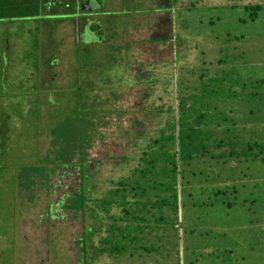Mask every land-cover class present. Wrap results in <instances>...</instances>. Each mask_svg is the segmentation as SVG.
I'll list each match as a JSON object with an SVG mask.
<instances>
[{"label":"rangeland","instance_id":"rangeland-1","mask_svg":"<svg viewBox=\"0 0 264 264\" xmlns=\"http://www.w3.org/2000/svg\"><path fill=\"white\" fill-rule=\"evenodd\" d=\"M106 4L0 18V264H264V0H170L160 41L147 0ZM77 109L85 170L63 162ZM148 148L107 210L72 205L83 173L108 197Z\"/></svg>","mask_w":264,"mask_h":264},{"label":"trees","instance_id":"trees-1","mask_svg":"<svg viewBox=\"0 0 264 264\" xmlns=\"http://www.w3.org/2000/svg\"><path fill=\"white\" fill-rule=\"evenodd\" d=\"M40 2H41V0H0V18L37 16L38 14H40ZM247 5H251L253 8H257L261 4H259V3H254V4L248 3ZM247 5H245V6H247ZM255 11L256 10H252V11H250V13L255 12ZM76 108H77V106H76ZM78 108H79V106H78ZM77 110H78V112H77ZM77 110H75L73 116L68 115L67 118L61 120V123L64 124V126H62V127L65 128V130H66V132H64V134H61V136H60L61 141H62V143L64 142V144H66L68 146V147H66L65 151L62 152L63 155L67 154L66 155L67 158H65V160H63V162L69 163V162L73 161L75 159V157H77L79 164L85 170L86 165H85L84 157H83V149H84V143H85V140H86V137L88 134V130H86L83 126L86 123V119L84 118V116H82V113H81V115L79 114V111L81 109L80 110L77 109ZM179 116L180 115H178V117ZM67 124H69L70 126L67 127ZM169 126L171 128L169 130V132H165L162 129L161 135H163L164 138H168L169 140L172 141V139H170V138H172V136H170V134H171L170 132H172V133L174 132L175 135L177 134L178 145L174 146L173 152L177 150L180 152V154L185 155V156H178V158H181V157L185 158L187 156L188 157L191 156V154H185V153L183 154V152L181 151V149L183 150L182 145L184 143V137L187 138L188 132L185 131V129L182 130V127L180 128V121L177 124V126H178L177 129L175 128V122L174 123L170 122ZM159 137L160 136L153 139V142L155 145L158 144ZM6 138H7V131L5 128L3 129V125H1V118H0V147L4 146ZM253 145H255L258 148L257 155H256V153L253 154V158H254V157L260 155V152L264 149V145L261 143L257 144L255 142L253 144L248 143L246 149L250 150L251 146H253ZM150 148H152V147H150ZM150 148L145 149V150L143 149L138 154V156H136V158H139L138 163L131 166V168H130L131 171H129L130 173L127 176L128 178H126L124 180L120 179L119 180V186H116L113 189H110L109 190L110 196H108V197L107 196L90 197L88 194H89V192H91V186L86 181L89 178V175L86 172L83 173L82 176H83V179L85 181L81 185V188H77L75 190L74 196L71 199L72 205H74L75 207H83L84 203L86 201H89L91 204L92 203H93V205L98 204L99 206H102L103 209L107 210L109 203L113 202V200L111 198L112 195L125 196L124 192H125L127 179H129V181L130 180L132 181L131 185L133 187L138 186V179L140 178L138 175H139V173L142 174V172H144V170H143L144 167L142 166V163L144 162V160H146L147 162L148 161L156 162L155 157H152L150 159H145L146 151L149 150ZM170 155H171V159L168 160L165 163V165L169 166V169L171 170V169L176 168L175 161H174L175 160V152L171 153ZM79 189L81 190L80 192H78ZM217 190H220V189L216 188L215 191H217ZM132 195H135V194L132 193ZM162 202L163 201H161V203ZM121 209L124 210V212L126 211L124 208H121ZM112 248H113V246H111V250H112Z\"/></svg>","mask_w":264,"mask_h":264},{"label":"crops","instance_id":"crops-1","mask_svg":"<svg viewBox=\"0 0 264 264\" xmlns=\"http://www.w3.org/2000/svg\"><path fill=\"white\" fill-rule=\"evenodd\" d=\"M46 1H49V5L47 7L44 6V2H46ZM83 1L84 0H41V2H40V14H38L37 16H40V15L44 16L48 12L62 11V9L61 10L56 9V6H58V4H63V6L70 7L72 2H78L80 10L94 11V10H97L96 8H99L100 5H101L100 8L103 9L104 6L108 5L106 3H113L115 0H95L96 5L92 9L82 8L81 4ZM147 1H148V3H150V6H151L149 12L148 13L146 12V15H138L137 14L133 18L143 19L140 21L141 23H139L137 25V27L143 28V26H148V27L152 26L155 29H157L158 31L154 35L147 36V37H150V38L153 37L152 40L158 41L159 37L163 36V31L169 30V32H170V27H171L170 18L171 17H170L169 10H168L169 7L167 6V8L165 9L166 5L168 3H170V0H147ZM69 10H70V8H68V11ZM73 13L74 12H72L71 14H73ZM78 15L80 17H84L83 21H85V22L87 21L88 14L84 13V14H78ZM89 24H92V22H90ZM127 26H131L130 23L127 24ZM127 28H129V27H127ZM131 28H133V27H131ZM148 33H151V32L149 31Z\"/></svg>","mask_w":264,"mask_h":264},{"label":"water","instance_id":"water-1","mask_svg":"<svg viewBox=\"0 0 264 264\" xmlns=\"http://www.w3.org/2000/svg\"><path fill=\"white\" fill-rule=\"evenodd\" d=\"M95 5V0H84L81 4V7L85 9H92Z\"/></svg>","mask_w":264,"mask_h":264}]
</instances>
